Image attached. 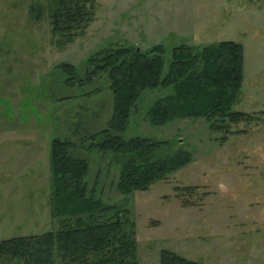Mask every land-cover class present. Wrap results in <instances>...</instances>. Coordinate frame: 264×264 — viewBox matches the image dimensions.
<instances>
[{
  "label": "rangeland",
  "instance_id": "1",
  "mask_svg": "<svg viewBox=\"0 0 264 264\" xmlns=\"http://www.w3.org/2000/svg\"><path fill=\"white\" fill-rule=\"evenodd\" d=\"M96 2L86 32L60 46L49 0H0V241L59 227L51 148L55 139H69L74 155L88 162L89 195L134 222L139 264H161L163 250L205 264H264V0ZM223 40L244 46L233 109L245 117L227 118L222 127L204 117L153 124L149 110L173 87L146 89L120 134L166 141L163 154L187 151L191 160L147 189L120 191L122 156L91 146L113 113L110 79L86 75L93 70L87 59L111 47L162 45L165 75L175 47ZM63 63L78 73L67 75Z\"/></svg>",
  "mask_w": 264,
  "mask_h": 264
},
{
  "label": "trees",
  "instance_id": "2",
  "mask_svg": "<svg viewBox=\"0 0 264 264\" xmlns=\"http://www.w3.org/2000/svg\"><path fill=\"white\" fill-rule=\"evenodd\" d=\"M97 7L96 0H49V20L53 34L61 36L60 46L86 32ZM87 63L85 67L93 70H85L86 75H108L114 100L111 119L106 128L92 135L95 141L91 146L122 156L118 188L124 193L147 189L191 160L187 151L163 154L161 150L168 147L166 141L141 136L126 139L120 134L126 130L131 109L146 89L173 87L149 110L153 124L204 117L222 127L227 118L239 121L246 114L233 109L244 77V46L240 42L177 46L165 75L162 45L147 51L127 46L106 48L96 51ZM62 67L67 75L78 73L72 64L63 63ZM74 146L69 139H55L51 148L52 213L59 219V227L1 240L0 258H18L24 264H139L134 222L126 210L89 195L88 162L74 155ZM161 264L205 263L163 250Z\"/></svg>",
  "mask_w": 264,
  "mask_h": 264
},
{
  "label": "water",
  "instance_id": "3",
  "mask_svg": "<svg viewBox=\"0 0 264 264\" xmlns=\"http://www.w3.org/2000/svg\"><path fill=\"white\" fill-rule=\"evenodd\" d=\"M139 50V49H138Z\"/></svg>",
  "mask_w": 264,
  "mask_h": 264
}]
</instances>
